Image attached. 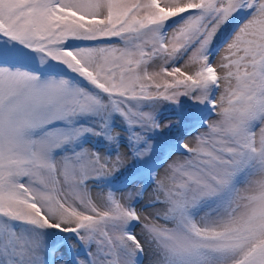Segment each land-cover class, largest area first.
<instances>
[{"label":"snow or ice","instance_id":"6c2138e0","mask_svg":"<svg viewBox=\"0 0 264 264\" xmlns=\"http://www.w3.org/2000/svg\"><path fill=\"white\" fill-rule=\"evenodd\" d=\"M0 264H264V0H0Z\"/></svg>","mask_w":264,"mask_h":264},{"label":"rangeland","instance_id":"374dc122","mask_svg":"<svg viewBox=\"0 0 264 264\" xmlns=\"http://www.w3.org/2000/svg\"><path fill=\"white\" fill-rule=\"evenodd\" d=\"M93 195H96V190H93ZM136 231H137V233H139V231H140L139 228H137ZM57 259L59 260V257H57Z\"/></svg>","mask_w":264,"mask_h":264}]
</instances>
